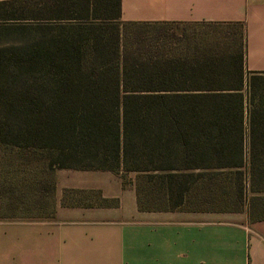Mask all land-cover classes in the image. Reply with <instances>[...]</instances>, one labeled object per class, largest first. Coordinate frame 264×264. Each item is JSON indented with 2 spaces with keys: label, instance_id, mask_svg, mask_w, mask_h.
<instances>
[{
  "label": "trees",
  "instance_id": "16d2710c",
  "mask_svg": "<svg viewBox=\"0 0 264 264\" xmlns=\"http://www.w3.org/2000/svg\"><path fill=\"white\" fill-rule=\"evenodd\" d=\"M212 25L125 22L121 0L1 1V218L54 199L52 178L11 181L43 164L134 174L141 212L264 220V75L245 69V34L198 29Z\"/></svg>",
  "mask_w": 264,
  "mask_h": 264
},
{
  "label": "crops",
  "instance_id": "0c3cea01",
  "mask_svg": "<svg viewBox=\"0 0 264 264\" xmlns=\"http://www.w3.org/2000/svg\"><path fill=\"white\" fill-rule=\"evenodd\" d=\"M6 1V0H0ZM122 20L240 24L245 69L264 75V0H121ZM53 213L2 219L0 264H264V220L141 212L135 175L58 170Z\"/></svg>",
  "mask_w": 264,
  "mask_h": 264
},
{
  "label": "rangeland",
  "instance_id": "374dc122",
  "mask_svg": "<svg viewBox=\"0 0 264 264\" xmlns=\"http://www.w3.org/2000/svg\"><path fill=\"white\" fill-rule=\"evenodd\" d=\"M189 28L191 30L192 27ZM198 29L199 31H209L212 34H217L218 36L229 37L230 44H238V42L240 43V39L243 38L244 34L243 27L239 25H212L198 27ZM53 175L54 174H50L46 171V167L43 164L24 166L17 165L16 168L11 170V181L23 189L26 184L25 181L33 180L34 178L38 177L53 179ZM54 199L49 201V205L44 202L35 204L34 199H31L27 205H22L19 209L18 219H37L50 216L53 213L55 207Z\"/></svg>",
  "mask_w": 264,
  "mask_h": 264
}]
</instances>
